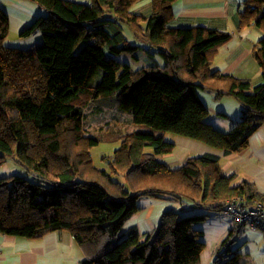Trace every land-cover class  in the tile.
<instances>
[{"label":"trees","instance_id":"trees-1","mask_svg":"<svg viewBox=\"0 0 264 264\" xmlns=\"http://www.w3.org/2000/svg\"><path fill=\"white\" fill-rule=\"evenodd\" d=\"M32 1L46 14L20 35L41 33L42 42L25 49L5 45L10 19L0 6V167L12 159L29 175L0 178V232L27 240L68 232L83 250L81 264H197L206 246L197 226L209 215L167 210L150 233L123 229L144 210L139 205L144 199L189 203L211 214L235 198L246 206L264 204V193L246 179L235 183L237 176L223 172L217 155L192 156L176 169L157 158L176 147L167 133L225 155L249 147L264 125V38L253 47L262 82L252 86L211 69L232 34L171 28L177 0H153L148 18L132 12L139 0ZM241 18L239 31L263 26L264 0H245ZM127 26L139 45L127 39ZM141 52L148 64L138 59ZM123 56L148 66L135 69L119 60ZM200 91L240 102L234 128L222 132L208 123ZM101 98L100 104L127 113L131 124L157 132L113 136L119 146L107 160L127 184L95 167L91 158L100 140L84 134V109ZM244 227L229 231L226 250L214 264H253L232 249Z\"/></svg>","mask_w":264,"mask_h":264},{"label":"crops","instance_id":"crops-1","mask_svg":"<svg viewBox=\"0 0 264 264\" xmlns=\"http://www.w3.org/2000/svg\"><path fill=\"white\" fill-rule=\"evenodd\" d=\"M67 1L86 5L92 3V0ZM244 1L177 0L172 5L174 18L170 26L175 29H215L232 34L231 40L218 49L211 69L223 75L248 80L252 86H256L262 82V72L253 57V47L264 38V25L260 27L252 24L242 31L238 30L244 12ZM152 8L153 0H139L131 10L138 16L148 18L152 14ZM41 13L42 11L39 10L37 15ZM31 22L21 23L20 31H24ZM41 42L42 38L36 45ZM138 43H140V40ZM29 47L31 46L26 48ZM148 58L143 52L138 54V59H142L147 64L149 63ZM119 60L132 65L133 59L123 56ZM210 94L207 95L206 91H200L203 102L208 97V100H206L213 104L223 102L220 103L222 108L225 104V109H215V112L218 111L216 120L218 124L225 125L226 122L232 123V121L236 122L240 119V105L238 107L234 99L227 97L217 99L214 94ZM230 107L234 111H231ZM173 142H175L176 147L171 154L157 156L161 162L171 169L179 168L192 156L217 155L220 158L223 172L227 176H237L235 183L246 179L264 193V125L252 136L249 147L239 154L225 155L219 149L182 136H176ZM145 200L143 204H140L144 210L135 216L130 223V227L136 226L141 234L154 231L159 226L161 216L165 211H179L184 209L187 204L171 200ZM244 230L242 229V231ZM248 230L249 239H252L256 242V245L261 247V244L264 243V229L258 231ZM262 250L257 251L256 248H246L242 250L241 254L252 261L253 264H264V249ZM84 259L83 250L76 245L75 239L68 232L49 233L41 240H27L0 232V264H81Z\"/></svg>","mask_w":264,"mask_h":264},{"label":"rangeland","instance_id":"rangeland-1","mask_svg":"<svg viewBox=\"0 0 264 264\" xmlns=\"http://www.w3.org/2000/svg\"><path fill=\"white\" fill-rule=\"evenodd\" d=\"M0 6L5 9V11L9 15L10 19V34L5 42V45L8 47L15 48H26L27 46L34 47L36 43L42 38L41 33H37L29 38H23L20 35V24L31 22L35 16L37 15L40 8L37 3L32 0H0ZM41 11V10H40ZM41 14H46L45 12ZM37 18V17H36ZM125 35L129 42L134 45H139V40L135 37V32L129 26L125 28ZM156 60L159 62L161 66H163L164 61L162 57L156 55ZM133 68H141L143 66H148L147 64L141 65L139 64V60H132ZM207 95H211L210 92H207ZM208 100V97L206 98ZM204 100L206 107L209 110L210 116L207 121L215 128L219 129L222 132H229L232 128L236 126V122L230 123L226 122L225 125H220L216 122L218 111L215 112V109L222 108L220 103L216 102L215 104ZM234 101L237 103V106L241 109V104L235 98ZM101 99L92 100L91 102L85 105L84 113V134L87 136L95 137L100 140V144L97 147L91 149V158L95 167L100 170H105L111 174V176L116 180L120 181L123 184H127L125 176L122 173L117 175L113 174L112 169L110 168V161L108 158H112L116 149L119 146V142L114 140L116 135L133 133V132H150L157 133L154 129L134 125L130 123V118L127 113L120 111L116 107H109L100 104ZM225 109V104H223V108ZM231 111H234L232 107L229 108ZM231 120V119H230ZM114 136V137H113ZM176 135L172 133L166 134L167 141H175ZM149 152H152V149H148ZM22 176L24 178H28V173L21 167L15 165L12 159L2 167H0V178L11 177V176ZM147 201V199L145 200ZM144 200L140 202L143 204ZM139 204V205H140ZM194 206L187 203L185 208V216L192 215H209L207 221L199 224L197 226L198 229L204 231L206 237L203 239L206 246L200 261L197 264H214L215 257L226 250V246H224L223 241L228 237L229 231L235 229V223L233 220L228 217L224 211L220 213H208L206 209L200 208L195 209ZM179 208V207H178ZM131 223V222H130ZM130 224L126 225L123 229L124 232H127ZM244 231H242L240 235H238L237 241L233 243V250L239 249L240 252L246 248H256L257 251L264 249V243L256 245L252 239H249V230L247 227H244ZM76 245L80 247L77 242ZM79 249V248H78ZM263 251V250H262ZM261 251V252H262ZM245 257V256H244ZM247 258V257H245Z\"/></svg>","mask_w":264,"mask_h":264},{"label":"built area","instance_id":"built-area-1","mask_svg":"<svg viewBox=\"0 0 264 264\" xmlns=\"http://www.w3.org/2000/svg\"><path fill=\"white\" fill-rule=\"evenodd\" d=\"M225 214L235 223V228L245 225L250 230L264 229V204L246 206L240 198L228 201Z\"/></svg>","mask_w":264,"mask_h":264}]
</instances>
